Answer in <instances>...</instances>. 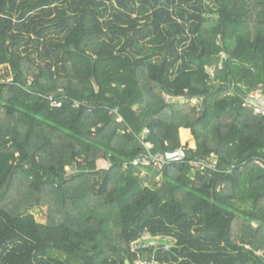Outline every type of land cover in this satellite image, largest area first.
Wrapping results in <instances>:
<instances>
[{
	"label": "trees",
	"instance_id": "obj_1",
	"mask_svg": "<svg viewBox=\"0 0 264 264\" xmlns=\"http://www.w3.org/2000/svg\"><path fill=\"white\" fill-rule=\"evenodd\" d=\"M258 91L264 0H0V264H264Z\"/></svg>",
	"mask_w": 264,
	"mask_h": 264
},
{
	"label": "built area",
	"instance_id": "obj_2",
	"mask_svg": "<svg viewBox=\"0 0 264 264\" xmlns=\"http://www.w3.org/2000/svg\"><path fill=\"white\" fill-rule=\"evenodd\" d=\"M227 57H228L227 53H224V52L221 53L222 60L219 64L220 67H222L223 65L222 61L225 60ZM210 73H211V76H213V73L212 72ZM261 92L262 91H258L256 93L251 94L249 98V104L250 105L255 104L256 113L264 115V97L262 96ZM260 95L262 96V99L259 101L258 99L256 100V98L259 97ZM165 97L167 98L169 102H179L183 100L182 97H176V98H173L171 96H165ZM50 99L52 101L53 106L61 107L63 104L55 96H51ZM194 103H196V101H194ZM76 106H80V105L76 104ZM145 146L147 147L148 152L145 153L142 157L135 160L134 162L135 165L143 166V167H152L153 169H156L162 172L167 165H171L174 163H180L185 158V152L183 149H180L177 151L165 152V153H153L151 151L153 148V145L151 143H146ZM203 163L212 169H216L217 167L216 162H211L210 164H208L203 161ZM258 163L263 165L261 161H258ZM157 178H159V180L161 179L160 177H157ZM164 242H166V238H163L162 236H152L151 234L146 233L140 239L133 241L131 243V251L139 254V250L142 247L146 248L149 246H155V245H159ZM260 254H262V252H260ZM135 264H159V263L156 261L147 260V258L144 257V259L139 258L138 260H136Z\"/></svg>",
	"mask_w": 264,
	"mask_h": 264
},
{
	"label": "rangeland",
	"instance_id": "obj_3",
	"mask_svg": "<svg viewBox=\"0 0 264 264\" xmlns=\"http://www.w3.org/2000/svg\"><path fill=\"white\" fill-rule=\"evenodd\" d=\"M235 42L236 41H232V42H230V43H228L230 46H232L233 48L235 47ZM227 45V44H226ZM211 70V71H210ZM209 70V73L210 72H212L213 73V76H214V73H215V70L214 69H210ZM211 74V73H210ZM12 91L14 92V93H16L17 95H21L22 94V89H20L19 87H17V86H14L13 88H12ZM260 97H262L261 95L259 96V97H257L256 98V100L258 99V101L259 100H261V98ZM194 104H196V103H194ZM4 112V111H3ZM3 115H5L4 113H3ZM181 140H182V138H181ZM183 142V141H182ZM194 142H196V141H194ZM189 147H190V149H192V148H194V145L193 144H189ZM144 174V173H143ZM156 181L157 182H161L162 181V178L159 180V178H157L156 179ZM47 212H48V209L47 208H45V209H40V208H33V209H31L29 212H27L26 214H33V215H35V217H36V219L39 221V222H46L47 221Z\"/></svg>",
	"mask_w": 264,
	"mask_h": 264
},
{
	"label": "crops",
	"instance_id": "obj_4",
	"mask_svg": "<svg viewBox=\"0 0 264 264\" xmlns=\"http://www.w3.org/2000/svg\"><path fill=\"white\" fill-rule=\"evenodd\" d=\"M183 131H190L191 132V137H192V139L186 141V143L183 142V144H193V141H195V139H194V137L192 135V131L191 130H188V129H182V131H181V138L183 136ZM194 143H195L194 144V148H192V150H195L197 148L196 142H194ZM242 180H244V176H243L242 173H240L239 175L238 174L235 175V184H239Z\"/></svg>",
	"mask_w": 264,
	"mask_h": 264
},
{
	"label": "water",
	"instance_id": "obj_5",
	"mask_svg": "<svg viewBox=\"0 0 264 264\" xmlns=\"http://www.w3.org/2000/svg\"><path fill=\"white\" fill-rule=\"evenodd\" d=\"M127 264H130V262H129V261H127Z\"/></svg>",
	"mask_w": 264,
	"mask_h": 264
}]
</instances>
